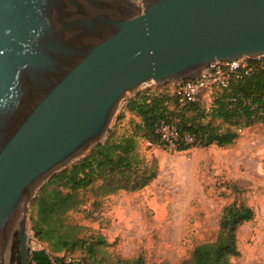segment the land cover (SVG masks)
<instances>
[{"label":"water","instance_id":"obj_1","mask_svg":"<svg viewBox=\"0 0 264 264\" xmlns=\"http://www.w3.org/2000/svg\"><path fill=\"white\" fill-rule=\"evenodd\" d=\"M264 56V0H0V264L57 173L108 138L128 95Z\"/></svg>","mask_w":264,"mask_h":264},{"label":"trees","instance_id":"obj_2","mask_svg":"<svg viewBox=\"0 0 264 264\" xmlns=\"http://www.w3.org/2000/svg\"><path fill=\"white\" fill-rule=\"evenodd\" d=\"M252 71L232 79L225 88H213L207 107L199 99L181 105L174 92L157 89L139 93L127 104L128 112L139 119L123 134L110 131L105 143L90 149L65 170L55 174L40 190L28 211L33 241L39 249H28L29 264H80L74 254L98 262L97 254L108 242L101 234L87 235L88 228L70 221L88 200H101L119 192L134 193L151 185L159 175L155 156L140 151V144L167 145L157 133L161 124L178 132L176 151L233 146L245 129L264 125V65L249 60ZM174 87V86H173ZM117 130V129H116ZM190 137L193 142L187 143ZM246 204L233 203L223 209L215 241L197 245L181 264H234L240 256L238 231L255 219ZM84 259L83 264H88ZM12 264H21L16 236ZM116 264H144L143 260H119ZM153 264H171L168 262Z\"/></svg>","mask_w":264,"mask_h":264},{"label":"rangeland","instance_id":"obj_3","mask_svg":"<svg viewBox=\"0 0 264 264\" xmlns=\"http://www.w3.org/2000/svg\"><path fill=\"white\" fill-rule=\"evenodd\" d=\"M253 60L264 65V57ZM174 82L147 84L139 93L157 89L171 91ZM128 95L119 109L111 131L123 134L131 122L139 121L127 110ZM213 92L199 99L207 107ZM117 129V130H116ZM140 151L155 156L159 163L157 179L145 189L119 192L101 200H91L80 211L70 214V221L88 228L87 235L101 234L108 246L97 254L96 264H116L119 260L142 259L144 264L168 262L181 264L194 248L216 240L219 222L226 206L246 204L255 211V219L238 231L240 256L234 264H264V125L241 132L229 148L212 146L177 152L171 147L140 144ZM17 233L9 253L12 254ZM39 249L30 232L28 249ZM83 264L88 256L74 254ZM88 264H95L88 260Z\"/></svg>","mask_w":264,"mask_h":264},{"label":"built area","instance_id":"obj_4","mask_svg":"<svg viewBox=\"0 0 264 264\" xmlns=\"http://www.w3.org/2000/svg\"><path fill=\"white\" fill-rule=\"evenodd\" d=\"M264 57V56H262ZM260 58V57H258ZM257 58V59H258ZM252 68L245 59L236 62H215L209 66L198 80H183L174 82V92L181 105L198 101L206 92L213 88H225L232 79H238L248 75ZM158 135L167 147L176 149L175 140L178 132L166 124H161L157 129ZM187 143L193 140L186 138Z\"/></svg>","mask_w":264,"mask_h":264}]
</instances>
